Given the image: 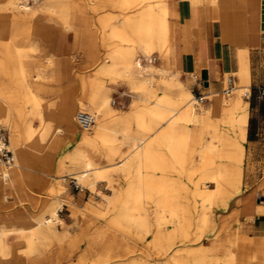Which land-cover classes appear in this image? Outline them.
<instances>
[{"label":"bare ground","instance_id":"1","mask_svg":"<svg viewBox=\"0 0 264 264\" xmlns=\"http://www.w3.org/2000/svg\"><path fill=\"white\" fill-rule=\"evenodd\" d=\"M168 1L101 0L106 5H119L124 9L141 8L138 16H125L113 30L118 39L132 45L129 48L122 44L117 46L111 52L112 59L100 63L98 72L111 78L126 79L140 100L156 97L158 79L167 90L148 108L135 107L132 111L118 113L112 104V84H106L96 76L88 82L84 79L83 86L89 96L82 103L94 113L86 110L79 113L93 115L95 128L90 134H80L72 117L74 99L69 91L68 101L61 107V125L53 129L56 118L47 117V111L57 104L58 96L51 98L43 94L42 84L30 80L31 66L27 63L30 58L41 56L34 77L41 82L62 84L65 81L63 62L58 52L41 55V41L45 39V44H53L52 38L44 33L40 37L31 36V25L24 23L27 17L42 12L45 20L67 27L71 23L73 3L43 0L28 6L25 0H0V14L5 17L0 25V126L4 124L10 128L15 153L13 163L0 160V264L11 261L13 264H59L49 251L57 246L69 251V244H76L75 238L66 242L71 233L69 229L59 228V224L63 225L60 217L63 202L72 203L61 196L62 188H52L50 200L32 215L21 210L14 212L12 205L7 203L10 194L21 202L35 197L26 186L25 169L34 154L55 152L57 144L49 143L54 134L63 133L58 141L71 137L78 139L76 149L68 154L67 170L73 178L91 188L99 181H106L112 191L103 194L107 202L103 212L93 205L80 212L82 216L75 222L78 233L96 232L93 216L96 214L97 220L100 216L106 218L107 230L118 250L133 252L134 244L138 243L137 235H143L147 238L142 244L146 252L153 253L154 246L157 254L165 258L148 262L120 260L118 264H207V232L215 221V212L227 210L236 199L233 211L242 215V141L248 123L243 95H249L251 89L238 86L234 94L223 97L219 124L206 125L210 109L197 110L188 81L183 80L181 71L171 65L175 37L172 17L176 14L171 11ZM155 49L161 54L159 64H156V57H149ZM139 52L147 56L145 63L138 56ZM5 77L9 78L7 83L3 81ZM17 89L22 90L23 103L15 96ZM54 89L51 87V91ZM25 113L32 119L21 125ZM202 126H206L204 130ZM96 140L108 142L106 163L98 162L81 145L93 147ZM200 140L203 143L198 145ZM153 170L159 172L152 173ZM263 187L264 183L258 189ZM263 204L264 199L257 204L255 218L258 215L264 217ZM259 224L263 225L264 221ZM248 238L251 239L249 244L245 242ZM242 239L245 263L264 264V236L263 242H256L248 235ZM196 240L199 243H194ZM248 246L249 252L245 251ZM114 252H109V259L121 256ZM250 254H255L254 258H250Z\"/></svg>","mask_w":264,"mask_h":264},{"label":"rangeland","instance_id":"2","mask_svg":"<svg viewBox=\"0 0 264 264\" xmlns=\"http://www.w3.org/2000/svg\"><path fill=\"white\" fill-rule=\"evenodd\" d=\"M41 1L43 0H25V2L29 4L28 6H35ZM55 1L64 2L66 0ZM69 1L73 3L74 9L70 11L71 23L67 25V27L57 26L53 22L45 20L42 16V12H40L38 15H34L33 17H27V19L24 21L27 26L31 25V36L40 37V34L44 33L52 38L51 40L53 41V44H49L50 46L48 44H45V39L41 41V46H43V53H41V55H46L50 52L60 53L59 56L61 58V61L63 62L62 70L65 75V81L62 84L51 81H38L34 76L36 75L35 67L38 64V58H42L39 55L30 58L27 64L29 65V67L31 66L29 71L30 80L35 82V84H42L43 94L51 98L58 96L57 104L49 111H47V117L53 116L56 118L53 121V129L61 125V122L59 121V118L61 116V107L68 101L67 92L69 91L73 94L74 110L72 113V117L76 121L78 132L80 134H90V132L94 130L95 126L90 130L84 129L81 127L77 119L79 111H90L87 108L86 103H82V101L86 102L89 96V91H86L83 86L84 79L86 82H88L90 81L91 77L96 76L98 77L97 79L101 80L102 82L106 84H112V104L116 109V112L118 113L132 111L135 107L148 108L153 105L158 95L163 94L167 89L158 79L156 80L157 84L155 86L156 97H152L148 100H140L139 94L135 93L130 88V85L127 83L126 79H117V77L111 78L110 76L103 75L98 72L100 63L106 60H111V52H113L117 46H120L122 44L125 48H129L128 46L132 45L131 42H124L118 39L113 30H115V24L123 20L125 16H138L141 6H134L124 9L119 5H106L105 3L101 2V0H87V4H85L81 0ZM192 1L196 2L195 0ZM108 9H110L111 11H109ZM3 17L4 16L0 14V25L4 22L1 21L5 18ZM105 20H107V23L105 22ZM71 35L73 37V44L71 46L72 52L68 54L67 52L69 51V48L66 46L64 39ZM21 41L23 40H20V42ZM0 49H2L1 45ZM65 54H68V56H66ZM138 56L143 58V63L146 62L147 56H145L141 52L138 53ZM149 57H156V64H159L161 62V54L158 49L153 50ZM70 60L74 61L75 65L80 62L81 70L74 72L75 77L66 69V66L67 64L69 65ZM5 78L6 79L3 78V81L7 83L9 81V78ZM238 86L239 85H236L235 88ZM51 87L55 89L51 91ZM168 91L173 92V90ZM232 93L234 94L235 90H233ZM231 94H226L223 92L219 95H210L206 97L205 100V102L207 100L210 101L208 105L205 102L199 103L196 105V108L197 110H200L202 107H217L219 106L220 98L228 97ZM15 96L17 97L19 102L23 103L24 95L22 93V90L17 89ZM244 96L246 95H243V98ZM247 96L249 95L247 94ZM114 100H116V104L113 103ZM193 101L194 100H192V102ZM90 112L94 113L93 111ZM28 113H25L21 117V125H23L24 122L26 123L27 121L32 119L31 115H29ZM258 119H260L262 122L264 121L263 109L259 111ZM218 124L219 117L217 116V114L210 113L206 125ZM1 126L5 127L9 132L10 148L14 152L12 146L11 130L4 124H2ZM202 127V130H204L206 126ZM62 136H64L63 133L57 135L54 134L49 141V143L57 144V148L52 154L48 152L34 154L32 162L31 164L27 165L25 172L28 176V182L26 183V186L28 190H30L31 193L34 194L35 197L21 202L15 195H8L11 196V198H9L7 203L12 205V210L14 212L21 210L25 212L26 215H32L35 214L40 206H42L47 200H50L51 197L46 193L48 184L46 181L49 182L46 169L50 168V163H53L55 161L62 172V174L58 177L60 179V182L63 183L64 181H66L64 182L65 186L60 191V193L62 194L61 196L64 198H68L69 194L72 195L71 199L68 198V200H70L72 203L65 201L63 202V207L60 209V217L62 218L63 225L59 224V228L70 230L71 233L66 242L70 243L73 238L76 239L75 246L69 244V251H66L64 247L63 249H61L59 246H57L55 250L49 251L53 255V257L59 260V264H78L79 262H83L84 264H118L120 260H123L125 262H130L133 259L145 262H148L150 260H164L165 258L163 257V255L157 254L154 246L151 250L153 253L148 254L146 252V249L143 248L142 244L147 241V238L143 237V235H137L138 243H133L137 249L135 248L133 252L130 253L128 249L118 250V248H116V245L115 247L113 245L112 234H110L107 230L108 226L105 221L106 218L100 216V219L97 220L96 214L93 215L96 220L94 223V230L96 232L91 230L90 232H87L85 234L78 233V231L76 230L75 222L78 216H82L80 212L82 210H86L87 207H90L92 205L95 206L94 208L98 207L100 211L103 212L107 205V202L103 198V194H111L112 191L110 186H108V182L106 181H99L95 188H91L85 182L80 183L77 179L73 178L71 171L67 170V163L69 162L68 154L76 149L78 145V139L71 137L67 139L63 138L58 141V138ZM21 143L24 147H26L23 139H21ZM202 143L203 141L200 140L198 142V145H201ZM107 144L108 142L96 140L93 147L87 144L81 145L83 146V148L85 147V149H87L88 153H92V156L95 157L98 162L106 163V152L108 148ZM242 166L244 169V175L241 185V197L251 199L257 206V204L259 205V203L264 199V187L258 189L260 184L264 183V144H260L250 148L248 147L247 150L245 149V157ZM35 169H39V172L36 173L34 171ZM158 172L159 171H154L152 173ZM64 192L66 193V195L63 194ZM262 206H264V204ZM218 212L222 211L217 210L215 212V221L213 223L215 226L213 224H210L209 230L207 232V239L209 241L214 235V232L217 228ZM254 240L256 242H261L263 240V237H255ZM246 241L249 244L251 239L248 238V240H245V242ZM66 242H64L63 244H66ZM194 243H199V240L194 241ZM252 250H254V248H252ZM65 251L67 253H64ZM113 251L121 253V256L118 259H114L113 257L109 259L108 256L110 253H113ZM245 251L249 252L250 246L246 247ZM250 256V258H254L253 256H255V254H250ZM7 264H13V261ZM41 264L49 263L42 262Z\"/></svg>","mask_w":264,"mask_h":264},{"label":"crops","instance_id":"3","mask_svg":"<svg viewBox=\"0 0 264 264\" xmlns=\"http://www.w3.org/2000/svg\"><path fill=\"white\" fill-rule=\"evenodd\" d=\"M81 1L87 4V0ZM195 1H168L176 14L172 17L175 37L171 65L181 71L182 79L188 81L194 95L222 94L229 75L234 76L236 85L250 87L252 96H244L248 112L242 141L245 157V149L264 144V121L258 119L259 111L264 110V98L257 97L258 88H264V0ZM64 42L70 54L72 35ZM66 69L75 77L74 72L81 70L80 62L75 65L70 60ZM221 101L222 98L217 107H208L210 113L219 116ZM205 103L208 105L210 101ZM50 164L46 169L47 194L52 188H63L66 182L61 183L58 178L62 172L57 163ZM34 171L37 173L39 169ZM71 197L69 194L68 198ZM231 202L230 208L217 214V228L209 241L207 264H246L241 251L243 236L252 239L264 236V224H259L264 217H254L256 205L253 201L243 198L242 215L232 211L237 200Z\"/></svg>","mask_w":264,"mask_h":264},{"label":"built area","instance_id":"4","mask_svg":"<svg viewBox=\"0 0 264 264\" xmlns=\"http://www.w3.org/2000/svg\"><path fill=\"white\" fill-rule=\"evenodd\" d=\"M235 79L233 75H229L226 78L225 86L223 92L226 94H231L235 89ZM249 96H252V91H250ZM257 97L264 98V88H258ZM196 103L199 104L206 99L205 95L199 94L195 96ZM116 104V100L113 102ZM78 122L82 128L91 129L95 123V118L88 112H80L77 116ZM0 160L8 164L15 161L14 153L9 148V134L5 127L0 126Z\"/></svg>","mask_w":264,"mask_h":264}]
</instances>
